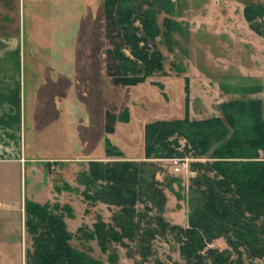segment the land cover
I'll return each instance as SVG.
<instances>
[{
  "label": "rangeland",
  "instance_id": "obj_1",
  "mask_svg": "<svg viewBox=\"0 0 264 264\" xmlns=\"http://www.w3.org/2000/svg\"><path fill=\"white\" fill-rule=\"evenodd\" d=\"M171 2L174 13L160 12L156 26L161 33L154 47H147L148 54L157 51L162 71H154L143 86L132 89L133 86L114 84L107 74L106 51L113 45L106 37L104 0H0V41L7 37L16 39L19 33L22 63L19 113L16 120L12 115L7 118L6 126L10 124L21 135L22 158L50 162L27 163L21 170L18 165H0V201L5 197L7 202L18 200L22 196L26 204L49 203L53 212L59 208L65 231L71 236L68 245L85 264H155L157 261L184 264L179 244L170 234L155 236L145 258L125 239L122 240L125 247L111 242L102 252L91 236L97 222L112 224V216L117 211L115 207L94 200L99 183L84 181L91 161L153 164L155 179L162 183L165 194L161 217L169 226L186 229L188 225V186L192 179L174 176L169 159L145 160L144 138L141 144L138 134L127 140L117 130L116 142L111 144L108 138L115 124L127 123L131 110L137 119L144 112L148 114L140 117L145 125L176 120L179 111L184 110L187 97L183 80H190L194 73L200 78L204 75L209 78L199 84H188L191 121L222 118L219 106L232 101H250L249 91L262 90L258 95L264 100V85L231 79L235 68H229L238 62L245 65L254 61L263 65L264 52L232 47L235 55L232 60L225 36L229 30L241 34L248 29L244 8L250 5L264 8V0ZM164 19L170 20L168 32L175 30L170 36L162 35ZM263 22L264 18L256 19L259 25ZM134 27L138 30L137 36H141L140 24L136 22ZM112 38V42H117L114 35ZM241 38L248 40L244 36ZM123 54L142 71L143 65L136 62L129 51L124 50ZM176 79L181 80L179 84ZM108 115L115 121L108 122ZM107 126L111 132H107ZM135 128L138 131L137 125ZM104 136L107 139L104 140ZM174 138L179 144H186L184 139ZM116 152L120 156H116ZM133 156L138 159H130ZM183 158L191 159V169L193 164L209 161L192 154ZM170 181L174 183L165 189ZM137 210L142 211L143 206L139 204ZM155 215L151 212L145 216ZM208 247L219 251L227 249L222 240ZM21 248V264H26V252L32 251V241L26 233ZM12 251L16 253V248ZM242 262L264 264V260L251 261L245 255Z\"/></svg>",
  "mask_w": 264,
  "mask_h": 264
},
{
  "label": "trees",
  "instance_id": "obj_2",
  "mask_svg": "<svg viewBox=\"0 0 264 264\" xmlns=\"http://www.w3.org/2000/svg\"><path fill=\"white\" fill-rule=\"evenodd\" d=\"M103 11L106 37L113 45L106 51V69L112 82L136 86L154 71L161 72L162 62L157 51L148 54L147 47H154L161 33L156 26L160 12L174 13L171 0H104ZM243 13L249 28L264 38V24L256 23V19L264 18V8L250 5ZM136 22L141 26L139 37L134 27ZM162 25L165 29L162 35L170 36L173 30L168 32L170 20L164 19ZM113 35L117 42H112ZM124 50L143 65L142 71L124 56ZM184 91L188 97L187 81ZM219 111L222 118L191 121L186 113L182 119L155 121L144 126L145 160L183 158L189 154L209 160L192 165L196 177L188 186L186 229L169 226L161 217L165 194L162 183L155 179L153 164L89 163L84 181L100 185L93 194L94 200L117 209L112 224L97 222L93 226L91 236L102 252L111 242L125 247L122 243L125 239L145 258L155 236L170 234L179 244L184 264H243V255L251 261L264 260L262 104L257 100L232 101L222 103ZM113 121L114 117L108 115V122ZM174 137L184 139L186 144H179ZM107 155L111 153L108 151ZM172 183L168 182L164 188L169 189ZM139 204L143 206L142 211L137 210ZM55 210L49 208V203L25 204L24 228L32 241V251L26 252V264H85L68 245L71 236L58 214L60 209ZM151 212H155V217L145 216ZM217 240H222L227 249L219 251L208 247Z\"/></svg>",
  "mask_w": 264,
  "mask_h": 264
},
{
  "label": "crops",
  "instance_id": "obj_3",
  "mask_svg": "<svg viewBox=\"0 0 264 264\" xmlns=\"http://www.w3.org/2000/svg\"><path fill=\"white\" fill-rule=\"evenodd\" d=\"M244 25L245 27H247L245 22ZM244 30L245 31L241 33L242 35L238 34L239 32H234L233 30H229L226 32L225 36L227 37V45L229 46L227 48V51H230V53H232V60L235 59L234 52L231 50L232 47H242V49L244 48V50L247 49L246 47H248L252 52H264V38L254 33L250 28ZM242 36L246 37L248 40L241 38ZM259 58L261 57L259 56ZM258 61L260 62L261 60ZM229 68H235L234 76L231 77V79L237 78L243 83L245 82L248 84L260 86L264 85V63L263 65L260 63L258 65V63H255L253 61L244 65L242 62H238L233 66L230 65ZM208 78L209 77L205 75L200 78L198 74L194 73V75L190 77V80L187 79L183 81H187L188 84L191 82L199 84L203 80H208ZM180 81L179 79L175 80V82L178 84L180 83ZM145 83L146 81L130 88H138L143 86ZM261 92L262 90H257L256 92L249 93L247 95L254 96V98L251 96L249 100H257L261 102L262 118L264 121V100H262V98H260L258 95ZM187 98V105L186 98H184V110L182 112L179 111V116H177L176 119L184 118L186 113L189 119H192L193 114L189 107L191 99L190 92ZM142 99L143 98L141 96L140 103L143 102ZM21 100L22 63L20 61V37L18 33V37L16 39L7 37L3 38L0 41V165H18L21 170L23 168L25 169L24 165H26L27 163L33 164L34 162H36L41 164H50V162L46 163L45 161L47 160L43 159L33 160L22 158L23 148L21 143V135H19L18 130L11 127L10 124L6 126L7 121H9L7 118H9L11 115L15 117L16 120L17 114L19 113ZM140 109L141 111H143L142 108ZM145 114L146 116H148V114L145 112L142 115ZM142 115L140 116L141 118ZM140 117L137 119L136 115H134L133 111L131 110L128 122L124 123L123 125L115 124L113 132L110 134L108 141L114 145L116 142L115 137L118 132L117 130H120L121 136L127 140H132L138 134L142 144L144 138L143 131L145 121L141 120ZM135 125L139 127L138 131L136 130ZM105 138L106 137L104 136V140ZM130 159H138V157L133 156L132 158L130 157ZM98 160H100V158ZM60 181H62V179H60ZM10 197L11 195L8 198L10 199ZM25 201L26 199H23L22 196H20L18 200L13 199L12 201L7 202V198L5 197V199L0 201V264L22 263L21 244L22 240H24L25 233ZM15 248L16 253H14L15 251H12ZM18 248L20 251L19 253Z\"/></svg>",
  "mask_w": 264,
  "mask_h": 264
},
{
  "label": "built area",
  "instance_id": "obj_4",
  "mask_svg": "<svg viewBox=\"0 0 264 264\" xmlns=\"http://www.w3.org/2000/svg\"><path fill=\"white\" fill-rule=\"evenodd\" d=\"M167 161L170 164L171 172L174 176H184L188 179L194 178L195 172L190 167L191 159L175 157Z\"/></svg>",
  "mask_w": 264,
  "mask_h": 264
}]
</instances>
